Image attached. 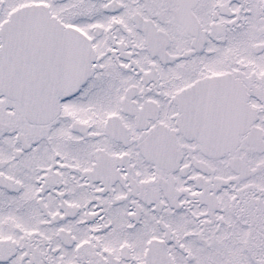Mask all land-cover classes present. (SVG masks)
Segmentation results:
<instances>
[{
	"label": "snow or ice",
	"instance_id": "obj_1",
	"mask_svg": "<svg viewBox=\"0 0 264 264\" xmlns=\"http://www.w3.org/2000/svg\"><path fill=\"white\" fill-rule=\"evenodd\" d=\"M0 264H264V0H0Z\"/></svg>",
	"mask_w": 264,
	"mask_h": 264
}]
</instances>
